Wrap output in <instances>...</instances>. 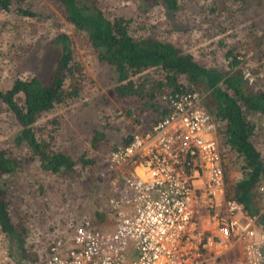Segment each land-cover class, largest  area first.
<instances>
[{"label": "rangeland", "instance_id": "obj_1", "mask_svg": "<svg viewBox=\"0 0 264 264\" xmlns=\"http://www.w3.org/2000/svg\"><path fill=\"white\" fill-rule=\"evenodd\" d=\"M154 1L100 0V4L109 15L130 16L134 24L152 28L133 30L136 34L150 33L173 41L207 67L231 72L234 69L228 67L226 51L241 54L238 68L257 74L256 86L264 87V1L177 0L175 10ZM26 6L36 15L0 10V89L9 88L18 77L46 79L61 54L54 38L60 32L67 33L80 73L68 77L64 85L66 91L77 93L56 103L35 124L40 134L43 130L44 135L53 136L55 148L93 160L79 162L65 173L41 169L26 146L15 144L20 126L0 100V146L12 149L23 160L20 168L5 176L11 210H17L27 226L25 242L31 256L36 252L42 258L54 234H69L73 220L98 209L115 177L106 169L109 152L134 130L150 125L155 113L153 107L140 108L139 103L116 94L117 73L98 58L85 32L65 19L56 0H28ZM197 90L205 98L206 88ZM255 120L252 139L264 159V115ZM231 159L225 160L227 184L242 176L240 158ZM260 198L258 207L263 209L264 196ZM224 257L221 259L227 264L234 258L233 252ZM0 264H20L15 240L1 230Z\"/></svg>", "mask_w": 264, "mask_h": 264}, {"label": "built area", "instance_id": "obj_2", "mask_svg": "<svg viewBox=\"0 0 264 264\" xmlns=\"http://www.w3.org/2000/svg\"><path fill=\"white\" fill-rule=\"evenodd\" d=\"M165 112L112 149L106 169L115 174L99 210L58 232L37 264H264V226L225 196L216 121L197 90H164ZM264 196V176L258 185ZM264 205V204H263Z\"/></svg>", "mask_w": 264, "mask_h": 264}, {"label": "trees", "instance_id": "obj_3", "mask_svg": "<svg viewBox=\"0 0 264 264\" xmlns=\"http://www.w3.org/2000/svg\"><path fill=\"white\" fill-rule=\"evenodd\" d=\"M27 1L0 0V10L36 15L26 6ZM56 2L65 19L75 29L85 32V37L97 50L98 58L117 73L114 86L116 94L130 103H139L140 108H154L155 115L151 122L165 112L159 98L164 90L206 88L204 105L216 121V138L224 174L226 158L231 161V156L234 159L238 157L242 162V176L238 180L227 184L225 176V196L237 199L252 212L257 211L261 200L258 185L264 176V159L252 137L257 128L255 117L264 115V87L256 86L257 74L251 75L238 68L241 54L226 51L228 67L234 70L224 72L205 66L173 41L150 33L136 34L133 30L152 28L148 29L145 24H134L130 16L107 14L100 0ZM156 3L170 10L178 7L177 0H155ZM70 41V36L64 32L54 38V42L61 47V54L46 79L36 75L18 77L9 88L0 89V100L6 104L20 126L14 137L15 144L26 146L29 156L38 161L40 168L53 173L72 171L79 162L93 163L92 159L85 158L83 154L75 157L63 149L55 148L53 136L44 135L43 130L40 134L35 124L56 103L77 93V90L66 91L64 85L68 77L80 73ZM151 68L156 70L147 72ZM130 136L124 138L123 144ZM22 164L23 160L12 149L0 146V230L15 240L20 252V264H32L33 261L37 264L43 260L50 241L42 258L36 252L31 256L30 246L25 242L27 226L18 211L11 210L12 199L5 178ZM95 216L99 226H104L109 220L107 210L97 209ZM259 218L264 226V210Z\"/></svg>", "mask_w": 264, "mask_h": 264}]
</instances>
